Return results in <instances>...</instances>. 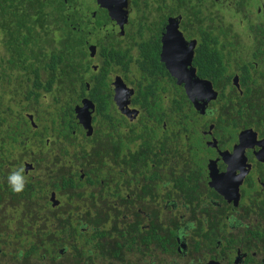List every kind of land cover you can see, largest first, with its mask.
I'll use <instances>...</instances> for the list:
<instances>
[{
	"label": "flooded vegetation",
	"instance_id": "af4514ba",
	"mask_svg": "<svg viewBox=\"0 0 264 264\" xmlns=\"http://www.w3.org/2000/svg\"><path fill=\"white\" fill-rule=\"evenodd\" d=\"M64 3L80 81L63 152L79 153L20 201L39 200L49 215L35 221L50 224L1 210L0 264H264V0ZM37 113L21 115L33 131ZM48 143L15 163L30 180Z\"/></svg>",
	"mask_w": 264,
	"mask_h": 264
},
{
	"label": "trees",
	"instance_id": "16d2710c",
	"mask_svg": "<svg viewBox=\"0 0 264 264\" xmlns=\"http://www.w3.org/2000/svg\"><path fill=\"white\" fill-rule=\"evenodd\" d=\"M70 16L64 0H0V46L3 49V54L0 52V105L5 96L12 94V90L20 91L28 103L30 100L37 103L42 92H55L57 97L62 92L66 100L59 108L61 115L57 116L60 121L58 129L60 135L67 139L73 138L75 130L74 106L77 99L73 97V91L80 81V66L74 51V39L70 35L73 23ZM57 31L64 33L61 39L63 44L60 42L58 46L57 37L54 36ZM84 91L85 87L82 86L83 96ZM56 102L59 103L58 100ZM4 110L0 111V172L8 165V159L13 158V151L20 150L24 142L33 140L34 136L44 145L43 138L48 133L47 127L43 128L42 133L33 131L29 121L21 115L11 116L8 106ZM37 114L40 119L43 118L44 113L38 111ZM24 121L27 125L23 124ZM55 122L56 118H52V130L57 129ZM18 161L20 159L14 163ZM95 169L97 174L94 184L98 183L100 177L104 179L107 175L105 167ZM66 185L71 188L75 186L72 180H65ZM79 186L82 187V183ZM40 189H43V185ZM29 190L30 185L27 184L22 192L16 193L9 188L8 183H0V207L20 209L23 194ZM7 195L10 197L8 200L5 199ZM8 216L9 213L6 218ZM12 216L16 223H20L17 212Z\"/></svg>",
	"mask_w": 264,
	"mask_h": 264
},
{
	"label": "rangeland",
	"instance_id": "374dc122",
	"mask_svg": "<svg viewBox=\"0 0 264 264\" xmlns=\"http://www.w3.org/2000/svg\"><path fill=\"white\" fill-rule=\"evenodd\" d=\"M222 19L224 21V15H222ZM230 20V19H229ZM228 20L225 19V22H227ZM231 21V20H230ZM3 49L0 46V52L1 54H3ZM16 75H18L16 73ZM45 78V76H44ZM13 83V82H12ZM13 85L18 88V86L16 84L13 83ZM41 92V91H40ZM11 95L5 96V98L3 100H1V105H0V111H5L4 108L5 107H9L10 108V112L9 114L13 117L18 116V115H22L24 118L26 117V114H32L35 111H39L44 113L42 120L39 121H35L34 124L37 125V128L35 131L39 130L38 132L42 133L43 128L47 127L48 128V133L46 135H44V140L47 139L48 140V144L50 145L49 147V157L48 159H45L44 161H46V165L44 163V168L42 165H40V169L42 172H40L42 174V177L39 178L36 174H32L34 175V179L30 180V176H26L25 180H26V184H29L30 186L32 185V189H34V191L39 189V185L37 184L38 182H40L41 180L45 179L44 177L47 178H60L61 175L66 174L68 168V164L67 162L69 160L73 159V154L72 153H79V149H72L71 147L68 148L70 155H64V150H65V146H69L70 144H73L74 141L73 139H67L65 138V136H61L60 132H59V124L60 121L57 118V116H60L61 114L59 113V108L60 106L63 105V102H65L66 97L62 94L60 97V102L57 103L55 101V98L57 97L56 93H43L41 97L39 98L37 104H35L34 102H27L25 100V97L21 94L20 91L18 90H12ZM29 105V106H28ZM52 118H56V128L52 130V123H51V119ZM33 120V119H32ZM34 129V128H32ZM50 129V130H49ZM31 134V133H30ZM40 143H33L31 140H27L26 142H24L20 148V150H16L13 151V158L8 159V165L4 166L1 170L2 175L0 176V183H8V176L13 172V171H17L18 169H20V166H17V164H15L14 162L17 160H21L22 157H24L26 155V153H29L31 151H35V146H39ZM75 148V147H74ZM96 148H99V146H97ZM5 154H7V152H5ZM16 159V160H15ZM59 163H58V161ZM31 161V159H30ZM43 161V162H44ZM45 170H47L49 173H45ZM0 172V173H1ZM39 173V174H40ZM45 175V176H44ZM9 184V183H8ZM10 188V186H9ZM32 189L30 188V191H32ZM98 189H93V191L97 192ZM8 194V193H7ZM9 195L5 196V199H9ZM28 196H26V199L23 200L19 206H21V208L23 209L22 211H24V213L20 210L17 209V214L19 215L20 218V223H16L19 226H22L26 223H29V225H37L38 228H41L42 225H44L45 223L50 224V221H35L36 219L38 220V218H47V216L45 215H49V211H47V214L45 212L42 211H37L39 208L42 207V203H39V200L34 199V201H32V203L30 202H26L28 199ZM6 200V201H7ZM4 204V202L2 203ZM55 204V203H54ZM95 206L98 210H102V208H104V202H99L97 201ZM11 208H7L5 206H1L0 207V219L2 220V216L1 210H10ZM8 214V213H7ZM11 214H9L8 217H10ZM12 216V215H11ZM50 217V216H48ZM37 223V224H36ZM36 229V228H34ZM33 264H43L41 259L38 258H33L32 260H30Z\"/></svg>",
	"mask_w": 264,
	"mask_h": 264
},
{
	"label": "water",
	"instance_id": "95a60500",
	"mask_svg": "<svg viewBox=\"0 0 264 264\" xmlns=\"http://www.w3.org/2000/svg\"><path fill=\"white\" fill-rule=\"evenodd\" d=\"M194 75V74H193ZM195 88L193 89L195 92L197 93H206V91L210 92V93H213L214 94V98H215V93L212 91V87L211 85L208 83V82H198V81H195ZM190 97L192 98V95L190 94ZM202 100V98H201ZM199 102L197 101H194V105L195 107L197 108L199 106ZM204 104V103H202ZM200 104V106L202 105ZM91 108L93 109V106L91 103H89L87 100L83 101V107L79 110V111H82L84 113H86L87 117L85 118V116H83V121H85L87 123V127H85L86 129H88L89 131L91 130V126H90V116H89V111H88V108ZM86 126V124H85Z\"/></svg>",
	"mask_w": 264,
	"mask_h": 264
},
{
	"label": "clouds",
	"instance_id": "9594fccd",
	"mask_svg": "<svg viewBox=\"0 0 264 264\" xmlns=\"http://www.w3.org/2000/svg\"><path fill=\"white\" fill-rule=\"evenodd\" d=\"M8 183L13 192H22L26 184L25 177L23 176V169H20L19 171H13L8 176Z\"/></svg>",
	"mask_w": 264,
	"mask_h": 264
}]
</instances>
